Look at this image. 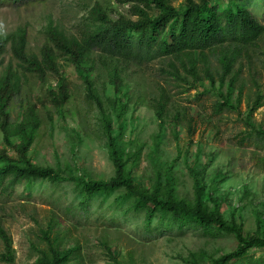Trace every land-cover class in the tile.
Segmentation results:
<instances>
[{
	"label": "rangeland",
	"instance_id": "1",
	"mask_svg": "<svg viewBox=\"0 0 264 264\" xmlns=\"http://www.w3.org/2000/svg\"><path fill=\"white\" fill-rule=\"evenodd\" d=\"M135 2H4L0 3V32L25 28L29 50L38 52L46 41L49 20L80 37L92 7H101L112 18H136L132 14ZM170 2L183 8L186 0ZM252 11L264 24V0H254ZM150 12L156 14V9ZM208 54L216 77L214 85L206 77L200 81L190 75L174 78L169 72L170 58L155 59L141 67L130 65L123 86L130 100L124 133L107 101L105 113L111 117L124 168L132 171L139 191L194 204L197 174L210 212L241 224L245 233L264 235V144L249 138L246 119L248 102L253 105L258 93L264 96V35L239 55L235 66L239 83L232 99L240 95L239 111L217 110L227 79L220 86V61L216 54ZM9 61L15 62L8 50L4 64ZM60 63L71 93L62 112L49 102L46 93L48 85H56V78L50 75L43 82L27 72L22 90L10 101V119L19 122L31 101L36 103L41 124L27 156L66 176L108 180L116 169L102 110L88 96L75 65L65 60ZM180 69L184 73L182 65ZM91 78L102 96L115 94L104 68L93 70ZM163 93L169 104L161 129L155 104ZM249 120L264 129V100ZM12 142L18 145L20 137L14 136ZM4 147L16 155L1 134L0 148ZM125 192L121 187L96 193L85 209L81 201L86 195L74 181L36 180L32 185L0 187V225L11 236L15 252L13 262L2 259L5 248L0 238V264H36L48 249V239L60 249L79 252L80 259L73 257L67 264H212L238 244L230 232L211 234L195 223L173 225L159 210L147 224V210H137L136 197H126ZM250 253L264 260V248H253Z\"/></svg>",
	"mask_w": 264,
	"mask_h": 264
},
{
	"label": "trees",
	"instance_id": "2",
	"mask_svg": "<svg viewBox=\"0 0 264 264\" xmlns=\"http://www.w3.org/2000/svg\"><path fill=\"white\" fill-rule=\"evenodd\" d=\"M34 1L46 0H0V3ZM135 1L132 14L136 18H112L101 7H92L80 37L49 20L45 27L46 41L38 52L29 50L25 28L8 34L0 32V136L2 134L4 143L16 152L13 155L9 149L0 148V187L9 189L23 183L32 185L36 180L54 183L74 181L86 195L81 201L85 209L94 194L124 187L126 197H136L137 210H147V224H151L155 212L159 210L164 216L170 217L173 225L179 227L195 223L211 234L223 231L233 233L238 241L237 246L216 258L212 264H264L262 258H256L250 253L253 248H264V235L245 233L241 224L225 219L218 212H210L204 198L205 187L197 174L194 204L139 191L134 185L132 171L124 168L117 136L112 135L111 117L105 113L104 107V101H107L106 104L114 108L120 132L124 133L127 128L125 113L129 109L130 100L123 86L130 65L141 67L155 59L170 58L169 72L174 78L190 75L200 81L201 77H206L214 85L216 77L208 54L213 53L221 65L220 86L227 79V90L221 93L222 100L217 103V110L239 111L240 95L232 99L239 83V73L235 66L239 55L264 35V24L252 11L254 0H186L183 8L175 7L170 0ZM153 8L156 14L150 12ZM8 50L15 62L4 64ZM60 60L75 65L87 86L88 96L97 103L104 115L108 146L116 169L115 175L108 180H91L77 174L66 176L51 166L35 164L27 156L41 124L36 103L31 101L19 122L10 119V101L22 90L27 72L43 82L50 75L56 78V85H48L46 93L49 102L62 112L71 93L68 81L61 73ZM199 62L202 63L201 69ZM181 65L184 73L180 69ZM99 66L109 75L114 87L113 96H102L91 78L92 71ZM168 99L163 93L155 104L161 129L166 123ZM263 100V94L258 93L253 105L248 102L246 119L249 122V138L264 144V129L256 127L249 120L263 105ZM14 136L20 137L18 145L12 142ZM0 238L5 248L2 259L13 262L15 252L12 238L1 225ZM73 257L80 259L79 252L74 248L60 249L48 239V249L42 251L36 264H67Z\"/></svg>",
	"mask_w": 264,
	"mask_h": 264
}]
</instances>
